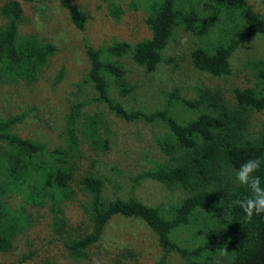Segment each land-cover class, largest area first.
<instances>
[{"label": "trees", "instance_id": "1", "mask_svg": "<svg viewBox=\"0 0 264 264\" xmlns=\"http://www.w3.org/2000/svg\"><path fill=\"white\" fill-rule=\"evenodd\" d=\"M211 1L214 9L198 20L193 12L177 7L175 0H152L145 19L151 30L150 37L133 44L114 41L105 59L101 49L86 47L90 62L87 76L94 82L100 100L126 120L159 118L166 123L168 132L161 142L166 158L147 175L170 190H179L182 193L179 202L163 212L159 206L148 205L136 197L106 196L102 178L87 172L78 183L88 197L84 207L88 226L85 232L76 233L65 216L64 205L78 196L73 183L83 155L74 127L79 104L70 108L66 118L64 146L53 148L47 155L43 144L10 132L16 118L0 119V140L9 146L0 149V251L13 247L15 238L29 219L23 207L12 209L4 199L11 193H20L32 206L48 207L55 218L53 230L61 235L69 256L77 262L88 258L89 249L100 242L107 223L114 215H121L142 220L166 253L176 250L193 255L194 259H188V264H264V214L254 215L249 221L239 206L233 204L249 195L247 188L236 182V172L245 161L261 160L254 175L260 177L264 187V129L253 140L248 135L253 112L264 110V84L257 91L252 87L235 88L233 100L220 87H198L196 98L183 101L194 116L179 121L168 110L150 114L127 111L108 96L106 82L101 76V71L109 72L117 90L127 94L133 86L126 77L121 57L129 53L138 65L153 71L177 28L204 36L223 9L239 14L245 28L225 41L194 48L190 57L199 71L213 76L230 74L229 58L236 48L253 35L264 37V16L246 0ZM59 3L74 25L84 29V11L72 0H59ZM0 15L3 19L0 24V79L7 77L9 81L30 84L37 79L56 48L34 34L18 35V25L23 20L19 1L0 0ZM99 126L97 118L90 116L82 130L92 148L99 146L106 151L109 140L101 139ZM204 212L218 216L224 228L219 231L209 226L203 242L191 251L177 246L170 238L171 231ZM203 254L206 257L201 258ZM44 264L58 263L48 261Z\"/></svg>", "mask_w": 264, "mask_h": 264}, {"label": "rangeland", "instance_id": "2", "mask_svg": "<svg viewBox=\"0 0 264 264\" xmlns=\"http://www.w3.org/2000/svg\"><path fill=\"white\" fill-rule=\"evenodd\" d=\"M5 1L8 0H1ZM17 1L23 8L18 35L34 34L51 42L56 50L32 83L13 82L7 77L0 79V119L16 118L10 132L43 144L47 155L53 148L64 146L66 118L70 108L79 104L74 127L83 155L73 183L78 196L64 205L65 216L74 226V232H85L88 226L84 214L88 197L78 183L87 172L102 178L106 196L136 197L148 205L159 206L163 212L171 209L182 193L170 190L147 175L166 158L161 150V142L168 132L166 123L159 118L126 120L117 116L99 99L94 82L87 76L90 67L87 46L101 49L105 59L112 42L133 44L151 36L145 19L152 0H78V3L72 0L86 15L84 29L74 25L59 0ZM246 1L264 16V0ZM175 5L193 12L198 20L215 7L211 0H175ZM244 28L241 16L226 9L215 16L204 36L179 27L165 46L155 70L148 71L138 65L129 53L120 58L133 86L127 94L117 90L109 72L101 71L108 96L127 111L150 114L168 110L183 121L194 116L183 101L196 98L198 87H220L231 100L235 88L252 87L257 91L264 84V37L261 35L251 36L236 48L229 58L231 73L228 75H210L196 69L191 62L190 53L194 48L225 41ZM90 116L99 121L101 139L109 140L106 151L99 146L92 148L84 137L82 128ZM251 118L248 135L253 140L263 132L264 110L253 112ZM5 148L9 146L0 140V149ZM4 199L12 209L23 207L29 219L13 247L0 251V264L48 261L58 264H188V259H194L193 255L176 250L166 253L142 220L114 215L100 242L89 249L88 258L77 262L69 256L61 235L53 230L55 218L47 206H32L20 193H11ZM209 226L220 231L225 225L215 214L204 212L199 218L173 229L170 238L180 248L191 251L203 242Z\"/></svg>", "mask_w": 264, "mask_h": 264}, {"label": "clouds", "instance_id": "3", "mask_svg": "<svg viewBox=\"0 0 264 264\" xmlns=\"http://www.w3.org/2000/svg\"><path fill=\"white\" fill-rule=\"evenodd\" d=\"M78 3V0H74ZM260 159H249L240 165L236 172V182L239 186L246 187L249 195L243 199L233 201L244 212L246 220H251L254 215L264 214V187L261 179L254 175L261 166Z\"/></svg>", "mask_w": 264, "mask_h": 264}]
</instances>
